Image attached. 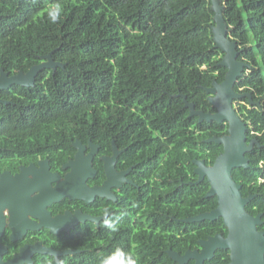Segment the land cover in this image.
<instances>
[{
    "label": "trees",
    "instance_id": "16d2710c",
    "mask_svg": "<svg viewBox=\"0 0 264 264\" xmlns=\"http://www.w3.org/2000/svg\"><path fill=\"white\" fill-rule=\"evenodd\" d=\"M220 1L239 60L249 65L234 89L260 102L250 106L246 98V104L236 109L248 126V143L257 139L261 147L246 155L250 167L235 169L233 177L242 186L243 197L255 196L246 209L253 216L262 215L259 230L264 231V0ZM54 12L60 14L55 24L49 19ZM214 18L212 0H0V59L13 60L11 70L29 71L54 52V61L65 65L55 74L41 71L36 86L29 88L28 100L38 102H28L33 109L26 119L21 117L27 122L24 128L32 129L34 123V129L56 133L54 124H60L59 130L63 124H75V139L85 145L91 139L102 146L106 129L101 122L107 116L115 118L122 108L125 119L138 125L136 131L150 154L156 155L160 145L151 141L149 129L170 139L168 166L172 179L177 178L164 193H170L172 201V187H185L179 180L189 172L184 167L193 166L191 159L199 157L197 144L203 145L201 158L212 165L224 147L206 140L229 131L228 123L200 124L184 108L186 96L197 110L216 112L206 88L214 80L222 83L228 70L219 65L225 54L215 47ZM2 65L7 70L3 61ZM193 127L201 129V135ZM103 145L111 151L110 141ZM63 146L67 144L60 143ZM210 187L206 179L199 208L179 201L171 204L172 213L178 208L177 217L186 219L216 209L217 197L205 198ZM168 225L154 226L151 243L139 240V264H177L163 249L164 243L173 250L182 245L183 252L197 247L199 239L228 235L223 219L199 223L172 219ZM182 229L187 232L180 238L175 232ZM230 262V251L219 250L205 264Z\"/></svg>",
    "mask_w": 264,
    "mask_h": 264
},
{
    "label": "flooded vegetation",
    "instance_id": "af4514ba",
    "mask_svg": "<svg viewBox=\"0 0 264 264\" xmlns=\"http://www.w3.org/2000/svg\"><path fill=\"white\" fill-rule=\"evenodd\" d=\"M10 62L13 60L0 59V264H99L101 257L117 247L138 257L139 240L151 243L154 236L149 234L156 224L169 226L172 219L185 220L177 217L178 208L172 213V203L180 201L186 205L189 201L199 208L203 200L202 183L206 180L197 183L196 163L205 162L201 158L202 143L197 144L199 157L191 159L193 166L184 167L189 172L183 178L188 181L184 183L183 178H179L182 185L192 189L172 187L171 201V194L164 193L177 178L172 179L168 166L170 139L149 129L146 133L153 137L151 141L156 140L160 145L156 155L150 154L140 140V132L136 131L138 125L125 119L122 108L115 118L107 116L101 122L100 126L106 129L102 146L91 139L86 145L79 140L87 147L84 158L89 156L91 143L98 147L89 166L95 175L86 180L85 199L70 197L72 186L67 177L73 173L70 163L77 157L75 124H63V130H59V123L54 124L56 133L41 127L34 129V123L32 129H25L27 122H21V117L26 119L28 110L33 109L27 106L28 102L32 104L38 99L28 100L27 96L32 94L29 88L11 84L13 78L26 76L29 71L11 70ZM59 68L62 67L56 72ZM47 70L56 73L53 69ZM241 103L246 104L245 99L236 100L235 108L239 109ZM143 124L148 126L146 122ZM194 128L201 135V129ZM108 141L111 151L103 145ZM60 143L67 147H60ZM185 159L183 157L181 166ZM93 189H100L101 194H94ZM104 207L115 214L125 212L118 232L110 233L102 227ZM186 232L182 229L175 233L181 238ZM211 237L214 236L199 239L197 247L183 252L182 245H176L177 250L166 249V243L162 246L168 255L172 251L185 256L188 251H201L199 242ZM187 264H195V260L190 259Z\"/></svg>",
    "mask_w": 264,
    "mask_h": 264
},
{
    "label": "water",
    "instance_id": "95a60500",
    "mask_svg": "<svg viewBox=\"0 0 264 264\" xmlns=\"http://www.w3.org/2000/svg\"><path fill=\"white\" fill-rule=\"evenodd\" d=\"M212 3L215 11L213 27L215 47L225 54L219 65L228 70L222 83L213 81L212 87L206 88L209 95L208 101L216 112L205 113L197 110L195 104L188 102L186 96L180 94L178 97L183 96L184 108L189 109L190 117H198L200 123H228L229 131L223 137H213L206 141L224 147L223 153L218 156L213 166L208 167L204 161L196 163L199 174L197 183L205 179L210 182L211 187L206 197H217L218 207L211 212L189 217L183 222L196 223L223 219L228 229V235L224 237L222 234H218L206 241H200L201 251H188L185 256L170 251L169 255L179 264H187L190 259H194L195 264H205L215 258L217 251L224 250L230 251L231 262L229 264H264V231L259 230V227L263 225L262 215L253 216L247 211V206L255 196L243 197L242 186L233 177L235 169L250 167V160L246 155L251 153L256 146L260 147L257 139L248 143V126L239 116L235 108V101L247 98L251 105H260V102H255L250 93H238L234 89L249 65L239 60L238 45L229 37L230 30L225 20L224 6L221 5L220 0H212ZM53 53L44 56L43 60L45 61L33 66L26 76L21 74L13 78L11 84L31 88L35 86V80L41 71L53 69L56 72L58 67L64 68L63 64L54 61ZM4 77L5 75L2 80ZM75 147L77 157L75 162L70 163L74 170L67 179L72 186L70 197L83 200L87 191L86 180L95 175V171L89 170V166L98 152V147L91 143V151L87 158L83 157L87 150L86 146L77 140ZM114 148L115 154H117L116 146ZM85 161L87 162L86 166L84 165ZM92 191L96 195L101 194L100 189Z\"/></svg>",
    "mask_w": 264,
    "mask_h": 264
},
{
    "label": "clouds",
    "instance_id": "9594fccd",
    "mask_svg": "<svg viewBox=\"0 0 264 264\" xmlns=\"http://www.w3.org/2000/svg\"><path fill=\"white\" fill-rule=\"evenodd\" d=\"M57 7L59 8L60 6L58 5ZM49 19L51 23L55 24L60 19V14L54 12L50 15ZM124 215L125 212L115 214L108 207H104L102 212V227L110 233L118 232ZM99 264H139V261L138 257L131 251H125L117 247L108 255L101 257Z\"/></svg>",
    "mask_w": 264,
    "mask_h": 264
}]
</instances>
